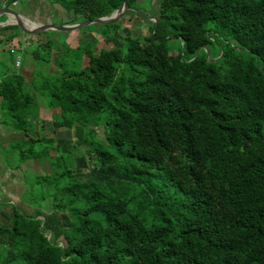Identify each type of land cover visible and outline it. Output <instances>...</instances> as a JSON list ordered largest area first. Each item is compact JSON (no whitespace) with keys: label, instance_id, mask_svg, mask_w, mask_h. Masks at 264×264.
<instances>
[{"label":"trees","instance_id":"16d2710c","mask_svg":"<svg viewBox=\"0 0 264 264\" xmlns=\"http://www.w3.org/2000/svg\"><path fill=\"white\" fill-rule=\"evenodd\" d=\"M60 1L92 20L124 0ZM152 14L146 37L102 25L113 46L84 67L59 47L45 71L47 40L41 74L0 73V124L21 133L4 149L48 168L24 186L33 214L0 199V264H264V0H157ZM31 92L74 140L42 134Z\"/></svg>","mask_w":264,"mask_h":264},{"label":"rangeland","instance_id":"374dc122","mask_svg":"<svg viewBox=\"0 0 264 264\" xmlns=\"http://www.w3.org/2000/svg\"><path fill=\"white\" fill-rule=\"evenodd\" d=\"M55 1V2H54ZM157 0H135L133 6L128 7L126 13L116 22L118 26L117 34L123 37V29L127 28L133 37H146L149 35L151 22L154 21V11ZM5 6V5H3ZM10 9L19 13L25 20L35 24H52L53 26H71L81 25L86 23L81 16H75L72 11H67V5L60 0H17L9 5ZM7 20L6 14L0 15V23ZM13 26V25H10ZM2 28V27H0ZM17 38H14L10 43L4 41V37L10 34V31L0 32V73L6 71L7 73L19 72L23 74L27 80L31 75L41 74L40 67L46 65L43 60H46V52H42L37 47L36 43L44 44L47 40H53V49L50 51V61L45 71H50L57 68V64L53 62V57L59 55V47H67V52L59 57L58 63H62L65 67L72 64L84 67L87 65L88 58L84 52L95 51L101 49H109L113 46L111 41H103L102 36H108L115 33L114 28H108L99 24H91L81 27L74 31L64 32L61 30H47L42 35H24L21 31L16 30ZM118 39V36H116ZM120 40V38H119ZM171 54H177L180 47V40L172 38L167 41ZM58 46V47H57ZM212 50V49H211ZM44 58V59H43ZM19 67H16L18 64ZM36 97L37 104L41 106L40 118L43 127L42 134L46 138L55 139H71L74 140L73 131H57L52 125L54 115L52 111L47 110L45 102L41 97L35 93L31 94ZM0 124V199L10 200L19 208L23 209L27 214H33L37 206L33 204V193L37 192L35 189L24 188L25 183L31 186L34 179L43 173L47 172V166L41 164L37 159L28 161L26 164L15 168L18 163L11 160L7 148L12 141L20 139L21 133L14 135L12 132L3 130ZM97 137L104 139V133L101 126L96 129ZM22 138V137H21ZM174 152L177 148L173 143H170ZM6 158L8 160H6ZM24 168V169H23ZM46 204V202L44 201ZM48 205V204H47ZM5 206V207H4ZM8 203L0 202V212H7ZM4 218L0 214V221Z\"/></svg>","mask_w":264,"mask_h":264},{"label":"water","instance_id":"95a60500","mask_svg":"<svg viewBox=\"0 0 264 264\" xmlns=\"http://www.w3.org/2000/svg\"><path fill=\"white\" fill-rule=\"evenodd\" d=\"M127 10H128L127 0H124L122 6L116 11H114L111 15L100 18H94L92 20H87L86 23L81 25L53 26L52 24H45V25L36 24L34 26L27 27L25 25V22L23 21V17L19 13L10 9L9 6L5 5L0 7V15L6 14L7 20L4 23H0V27L13 25L18 27L19 31H21L24 35L41 34L47 30H61L64 32H68V31L77 30L81 27L88 26L91 24H99V25L115 24L126 13Z\"/></svg>","mask_w":264,"mask_h":264},{"label":"bare ground","instance_id":"6f19581e","mask_svg":"<svg viewBox=\"0 0 264 264\" xmlns=\"http://www.w3.org/2000/svg\"><path fill=\"white\" fill-rule=\"evenodd\" d=\"M11 20H13V19H11ZM23 21L25 22V25H26L27 27H31V26L36 25L35 23H32V22L28 21L27 19L25 20L24 18H23Z\"/></svg>","mask_w":264,"mask_h":264},{"label":"built area","instance_id":"2783aa9c","mask_svg":"<svg viewBox=\"0 0 264 264\" xmlns=\"http://www.w3.org/2000/svg\"><path fill=\"white\" fill-rule=\"evenodd\" d=\"M16 62V61H15ZM16 64H18L16 67H19L20 66V64L18 63V62H16Z\"/></svg>","mask_w":264,"mask_h":264},{"label":"crops","instance_id":"0c3cea01","mask_svg":"<svg viewBox=\"0 0 264 264\" xmlns=\"http://www.w3.org/2000/svg\"><path fill=\"white\" fill-rule=\"evenodd\" d=\"M17 134H19V133H14V135H17Z\"/></svg>","mask_w":264,"mask_h":264}]
</instances>
